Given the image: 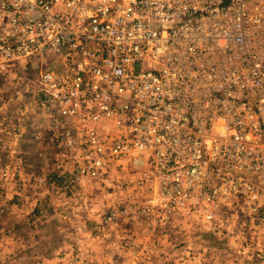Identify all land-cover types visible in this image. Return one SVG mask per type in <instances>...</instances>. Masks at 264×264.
I'll return each instance as SVG.
<instances>
[{"label": "built area", "instance_id": "built-area-1", "mask_svg": "<svg viewBox=\"0 0 264 264\" xmlns=\"http://www.w3.org/2000/svg\"><path fill=\"white\" fill-rule=\"evenodd\" d=\"M49 50L31 104L74 181L129 158L155 183L130 210L151 225L260 214L264 0H0V74Z\"/></svg>", "mask_w": 264, "mask_h": 264}, {"label": "rangeland", "instance_id": "rangeland-1", "mask_svg": "<svg viewBox=\"0 0 264 264\" xmlns=\"http://www.w3.org/2000/svg\"><path fill=\"white\" fill-rule=\"evenodd\" d=\"M59 60L49 50L0 74V264H264V199L258 216L233 210L154 226L130 212L154 194L149 168L127 158L106 181H74L31 104L40 72ZM116 208L129 209L99 223Z\"/></svg>", "mask_w": 264, "mask_h": 264}, {"label": "trees", "instance_id": "trees-1", "mask_svg": "<svg viewBox=\"0 0 264 264\" xmlns=\"http://www.w3.org/2000/svg\"><path fill=\"white\" fill-rule=\"evenodd\" d=\"M53 178L55 179V181H57V183H58V181H60V179H61L60 177L58 178L56 174L53 175Z\"/></svg>", "mask_w": 264, "mask_h": 264}]
</instances>
